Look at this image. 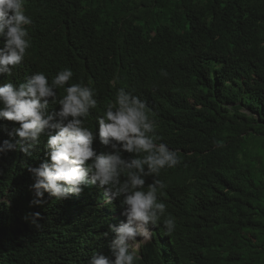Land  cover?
Wrapping results in <instances>:
<instances>
[{
	"label": "trees",
	"instance_id": "trees-1",
	"mask_svg": "<svg viewBox=\"0 0 264 264\" xmlns=\"http://www.w3.org/2000/svg\"><path fill=\"white\" fill-rule=\"evenodd\" d=\"M25 13L31 47L22 67L0 74V86L71 69L69 85L95 92L85 126L98 154L110 151L98 118L124 87L152 107L157 143L181 159L156 177L181 187L158 194L174 228L165 235L161 217L136 264H264V0H25ZM16 139L0 127V145ZM46 139L31 156L0 152V264L111 257L115 234H104L123 208L120 198L105 203L98 182L31 203L27 169L48 159Z\"/></svg>",
	"mask_w": 264,
	"mask_h": 264
},
{
	"label": "clouds",
	"instance_id": "clouds-1",
	"mask_svg": "<svg viewBox=\"0 0 264 264\" xmlns=\"http://www.w3.org/2000/svg\"><path fill=\"white\" fill-rule=\"evenodd\" d=\"M31 24L25 0H0V74L10 76L13 68L24 65L31 47L27 27ZM72 77L71 69H63L49 81L38 71L18 86L11 82L0 86V119L18 125L10 130L0 126L17 138L15 143L4 140L0 152L18 149L31 156L46 136L48 159L27 169L35 181L31 203H42L44 192L57 200L67 199L98 182L105 188L106 204L120 198L124 217L104 234H115L111 257L98 252L90 264H136L141 244L152 240L161 217L165 235L174 228V218L164 215L166 204L159 201L158 194L181 187L172 181L165 185L156 177L164 168H175L181 159L166 144L157 143L160 137L150 116L152 107L124 87L117 90L115 101L108 103L98 118L100 143L110 147V151L98 154L93 148L94 132L85 126L90 110L98 107L94 89L82 82L69 85ZM57 89H63L59 98ZM148 177L153 179L146 183ZM190 194L195 196L193 191ZM40 215L34 214L37 218Z\"/></svg>",
	"mask_w": 264,
	"mask_h": 264
}]
</instances>
